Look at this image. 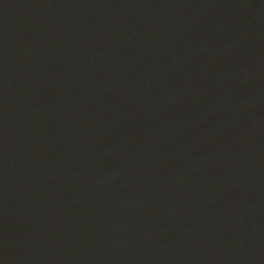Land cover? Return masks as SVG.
<instances>
[{
  "label": "water",
  "instance_id": "95a60500",
  "mask_svg": "<svg viewBox=\"0 0 264 264\" xmlns=\"http://www.w3.org/2000/svg\"><path fill=\"white\" fill-rule=\"evenodd\" d=\"M0 264H264V0H0Z\"/></svg>",
  "mask_w": 264,
  "mask_h": 264
}]
</instances>
